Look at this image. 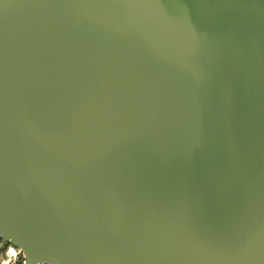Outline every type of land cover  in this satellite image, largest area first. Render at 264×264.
<instances>
[{
  "label": "water",
  "instance_id": "water-1",
  "mask_svg": "<svg viewBox=\"0 0 264 264\" xmlns=\"http://www.w3.org/2000/svg\"><path fill=\"white\" fill-rule=\"evenodd\" d=\"M0 237L264 264V0H0Z\"/></svg>",
  "mask_w": 264,
  "mask_h": 264
},
{
  "label": "built area",
  "instance_id": "built-area-1",
  "mask_svg": "<svg viewBox=\"0 0 264 264\" xmlns=\"http://www.w3.org/2000/svg\"><path fill=\"white\" fill-rule=\"evenodd\" d=\"M0 264H27L21 247L0 237ZM36 264H56L49 260H39Z\"/></svg>",
  "mask_w": 264,
  "mask_h": 264
}]
</instances>
